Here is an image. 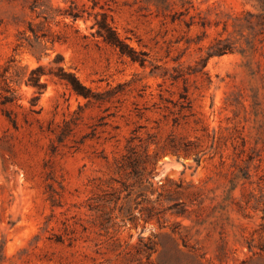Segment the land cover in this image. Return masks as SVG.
<instances>
[{"label": "rangeland", "instance_id": "rangeland-1", "mask_svg": "<svg viewBox=\"0 0 264 264\" xmlns=\"http://www.w3.org/2000/svg\"><path fill=\"white\" fill-rule=\"evenodd\" d=\"M34 1L0 0V264H264L256 0ZM97 13L144 66L102 41ZM217 39L234 52L202 66ZM39 65L41 94L26 84ZM57 66L120 92L84 106Z\"/></svg>", "mask_w": 264, "mask_h": 264}, {"label": "trees", "instance_id": "trees-1", "mask_svg": "<svg viewBox=\"0 0 264 264\" xmlns=\"http://www.w3.org/2000/svg\"><path fill=\"white\" fill-rule=\"evenodd\" d=\"M256 7L260 10V13L256 16L255 25L259 27V34L264 36V0H256ZM39 0H35L32 5V9H39L41 7ZM74 20L80 17L77 13H69ZM100 17L98 19L97 17ZM247 16L252 18L253 15L247 13ZM248 25H251V19H246ZM93 26H96V34L102 39V41L112 47L120 56L127 57L131 62H137L140 66H144L145 63V54L142 52L135 51L131 46H129L123 39H121L112 26L107 21V16L105 13L95 14V23ZM28 28H31L30 26ZM234 47L226 42L225 40L217 39L215 45L210 48V51L207 52L206 56L201 59L202 66H204L207 60L212 56H222L224 54L233 53ZM58 58L61 57L58 56ZM54 63L58 64V61L54 60ZM199 63V62H198ZM194 72H199L197 69ZM44 67L39 65L35 69L30 71L29 77L26 81L27 85H30L38 90V94H41L45 85L40 82L42 76L46 75ZM50 74V73H49ZM54 76L67 87V89L77 97H81L86 100L84 106H88L93 103L103 102L110 99V97L118 92H120V85L115 86L112 89L105 91V96H102L100 93H95L89 87L85 86L78 77L71 72H67L63 67L57 66L56 72L53 73ZM177 77H172V80H176ZM8 91V90H7ZM13 98L4 97L2 104L11 102ZM173 107L177 108L175 113L177 117L173 119L175 124L178 123L179 119H185L191 111V102L187 95V88H183V92L178 94L177 101L173 102ZM83 106L78 105L76 112L73 113V116L69 120H64L60 126H58L59 131L55 134V141L52 142V149L55 151L56 146L54 143L60 144L68 137L74 130L76 126V121L80 118L79 113L82 111ZM174 114V113H173ZM5 116L14 124V120L11 119L9 113L5 112ZM86 138V137H84ZM131 141V140H130Z\"/></svg>", "mask_w": 264, "mask_h": 264}]
</instances>
